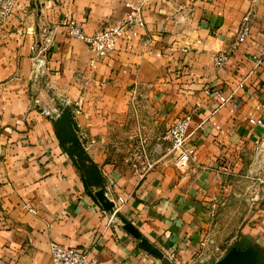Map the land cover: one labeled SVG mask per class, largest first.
<instances>
[{
	"label": "crops",
	"instance_id": "0c3cea01",
	"mask_svg": "<svg viewBox=\"0 0 264 264\" xmlns=\"http://www.w3.org/2000/svg\"><path fill=\"white\" fill-rule=\"evenodd\" d=\"M133 10L142 24L104 58L66 30L75 18L92 34ZM244 17L250 33L239 42ZM42 27L54 35L36 54ZM60 99L77 145L54 124L62 112H40ZM185 115V146L197 158L176 167L167 131ZM252 117L264 120V0H0V264H50L51 241L100 264H213L219 257L205 248L215 222L242 206L239 241L264 253V131ZM141 148L155 165L138 176L130 161ZM96 173L109 210L95 195Z\"/></svg>",
	"mask_w": 264,
	"mask_h": 264
},
{
	"label": "built area",
	"instance_id": "2783aa9c",
	"mask_svg": "<svg viewBox=\"0 0 264 264\" xmlns=\"http://www.w3.org/2000/svg\"><path fill=\"white\" fill-rule=\"evenodd\" d=\"M135 24H142V20L137 11L133 10L129 12L127 18L122 23L108 25L92 34L85 33L82 22L75 18H68L65 26L68 35L84 41L93 52L95 58H104L115 50L116 41L122 33ZM41 31L43 34L42 39L31 46V49L36 54H40L47 49L54 35L53 30L48 27H42ZM249 33V22L247 21V17H244V22L237 33V40L239 42L246 40ZM225 60V54H219L216 57L218 64L224 63ZM205 93H212L217 96L220 104H224L229 100L228 96L221 94L219 91L212 92L207 89ZM34 103L36 105L39 104V100L34 99ZM66 104H68V101L60 99L52 107H41L40 112L44 116L54 120L60 116L62 107ZM189 121L190 115L179 117L167 131V138L170 141V149L174 153V165L176 167L184 166L191 161H196L197 158L195 148L185 146L186 140L190 135L188 132ZM249 123L251 126H258L264 131V120L261 117H252L249 119ZM139 151L138 156L132 157L130 165L136 175L143 176L154 168L155 163L146 155L143 148ZM117 201L121 204L124 198L118 196ZM29 210L33 211L31 208ZM49 262L50 264H100L97 258L91 256L88 251L55 241H51L49 244Z\"/></svg>",
	"mask_w": 264,
	"mask_h": 264
},
{
	"label": "water",
	"instance_id": "95a60500",
	"mask_svg": "<svg viewBox=\"0 0 264 264\" xmlns=\"http://www.w3.org/2000/svg\"><path fill=\"white\" fill-rule=\"evenodd\" d=\"M54 124L58 128H65V136L71 139L74 145H77V140L71 137L73 126L66 107L62 109V116L60 119L55 120ZM80 154L83 158L87 159L83 149H80ZM91 168V172L94 173L93 170L97 171L96 165L92 164ZM90 176L89 174L86 175L85 179L91 181ZM92 178L93 182H97V185L101 182V179H103L99 173L94 174ZM95 195L105 210H109L113 207V202L107 199L102 189L96 191ZM116 216L122 221L123 228L139 240L138 243L141 248L156 257L162 258V252L158 248L153 247L130 222L126 221L120 213H116ZM213 264H264V253L248 238H242L236 246L230 248L222 258L216 260Z\"/></svg>",
	"mask_w": 264,
	"mask_h": 264
},
{
	"label": "rangeland",
	"instance_id": "374dc122",
	"mask_svg": "<svg viewBox=\"0 0 264 264\" xmlns=\"http://www.w3.org/2000/svg\"><path fill=\"white\" fill-rule=\"evenodd\" d=\"M79 108L80 107H78V109ZM99 185L105 194L106 191L103 183L100 182ZM248 212L249 207L242 206L239 208L238 214L222 215L221 218L228 216V220L226 222H222L220 219L215 222L216 231L219 230V232H216L215 239L207 240L209 245L205 248V252L210 255V259H214L216 256L219 257V259L222 258L230 248L238 244L239 239L242 236V232L239 231L241 220ZM203 252L199 254L203 256Z\"/></svg>",
	"mask_w": 264,
	"mask_h": 264
}]
</instances>
